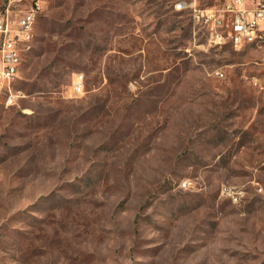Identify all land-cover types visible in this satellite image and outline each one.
Segmentation results:
<instances>
[{
    "label": "rangeland",
    "instance_id": "obj_1",
    "mask_svg": "<svg viewBox=\"0 0 264 264\" xmlns=\"http://www.w3.org/2000/svg\"><path fill=\"white\" fill-rule=\"evenodd\" d=\"M40 1L0 97V264H264V49L169 0Z\"/></svg>",
    "mask_w": 264,
    "mask_h": 264
},
{
    "label": "built area",
    "instance_id": "obj_2",
    "mask_svg": "<svg viewBox=\"0 0 264 264\" xmlns=\"http://www.w3.org/2000/svg\"><path fill=\"white\" fill-rule=\"evenodd\" d=\"M20 1L0 3V85L10 74H17L14 64L27 47L29 21H33L41 9L40 0H34L26 11L20 8ZM169 3L176 11H189L194 22L205 29L212 44L241 50L243 42L258 36L259 45L252 48L264 49V0H220L211 6L200 5V0H169ZM217 74L224 75L222 71ZM74 86L77 90L84 89L83 74H77ZM181 185L187 188L190 182L185 180ZM223 193L235 202L241 198L239 191L228 187H223Z\"/></svg>",
    "mask_w": 264,
    "mask_h": 264
},
{
    "label": "bare ground",
    "instance_id": "obj_3",
    "mask_svg": "<svg viewBox=\"0 0 264 264\" xmlns=\"http://www.w3.org/2000/svg\"><path fill=\"white\" fill-rule=\"evenodd\" d=\"M35 24H36V17H34L33 21H29L28 30H27V47L21 51V56L19 57L17 64H14V71H17V74H10L8 76V80H3L0 85V97H2L7 92L11 91L12 83L17 81L21 76L22 66L27 54L33 49L35 44ZM252 45H259V37L258 36H251V41H245L241 45V48H245V46H252Z\"/></svg>",
    "mask_w": 264,
    "mask_h": 264
}]
</instances>
